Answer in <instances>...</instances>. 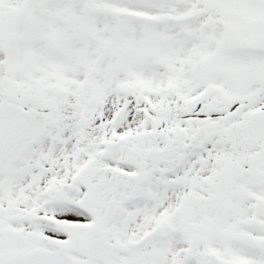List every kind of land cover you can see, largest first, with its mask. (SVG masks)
I'll use <instances>...</instances> for the list:
<instances>
[{
    "label": "snow or ice",
    "instance_id": "6c2138e0",
    "mask_svg": "<svg viewBox=\"0 0 264 264\" xmlns=\"http://www.w3.org/2000/svg\"><path fill=\"white\" fill-rule=\"evenodd\" d=\"M0 264H264V0H0Z\"/></svg>",
    "mask_w": 264,
    "mask_h": 264
}]
</instances>
